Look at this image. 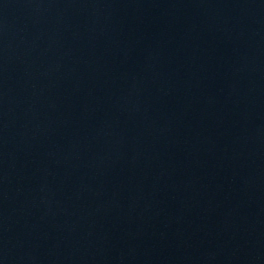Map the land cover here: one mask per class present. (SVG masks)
Returning a JSON list of instances; mask_svg holds the SVG:
<instances>
[{"label": "water", "instance_id": "1", "mask_svg": "<svg viewBox=\"0 0 264 264\" xmlns=\"http://www.w3.org/2000/svg\"><path fill=\"white\" fill-rule=\"evenodd\" d=\"M0 264H264V0H0Z\"/></svg>", "mask_w": 264, "mask_h": 264}]
</instances>
